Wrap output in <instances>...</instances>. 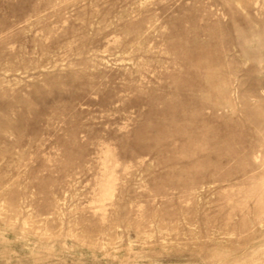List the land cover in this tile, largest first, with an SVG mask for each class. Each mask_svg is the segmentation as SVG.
<instances>
[{
  "label": "rangeland",
  "instance_id": "1",
  "mask_svg": "<svg viewBox=\"0 0 264 264\" xmlns=\"http://www.w3.org/2000/svg\"><path fill=\"white\" fill-rule=\"evenodd\" d=\"M0 264H264V0H0Z\"/></svg>",
  "mask_w": 264,
  "mask_h": 264
}]
</instances>
